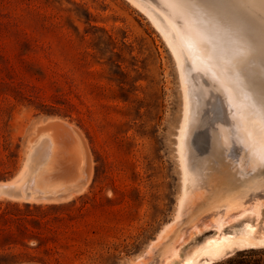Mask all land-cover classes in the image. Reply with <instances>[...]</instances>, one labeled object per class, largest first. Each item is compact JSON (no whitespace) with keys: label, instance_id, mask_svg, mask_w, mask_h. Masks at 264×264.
Returning a JSON list of instances; mask_svg holds the SVG:
<instances>
[{"label":"rangeland","instance_id":"374dc122","mask_svg":"<svg viewBox=\"0 0 264 264\" xmlns=\"http://www.w3.org/2000/svg\"><path fill=\"white\" fill-rule=\"evenodd\" d=\"M145 2L174 34L164 1ZM155 26L127 0H0V183L23 173L27 187L69 195L55 202L0 196V264H143L188 219L177 213L182 195L200 187L191 181L225 169L234 190H244L242 149L223 120L220 83L187 65L181 49L175 58ZM213 118L220 120L211 128L226 138L210 139L206 155L201 133ZM44 133L56 144L47 162ZM194 230L168 264L212 234ZM250 249L256 253L246 259L264 264V246L230 255Z\"/></svg>","mask_w":264,"mask_h":264},{"label":"bare ground","instance_id":"6f19581e","mask_svg":"<svg viewBox=\"0 0 264 264\" xmlns=\"http://www.w3.org/2000/svg\"><path fill=\"white\" fill-rule=\"evenodd\" d=\"M127 1L144 12L151 22L156 25L155 27L160 29L175 58L179 57V50L181 49L187 57V59H184L188 61L186 62L187 65H191L189 61L193 64L196 63V67L198 65V68L200 66L202 70H205L206 74L212 78V81L214 78V80L220 83V86L223 88L221 89L220 87V90H223L228 102L226 104L227 109L224 111L226 117L223 120L231 133L238 139V145L242 149V155L239 157L240 153H235V146L234 148H231L233 145L230 147L231 151L237 154L239 166L241 164L239 174L241 175L244 190H234L236 184H229L227 181L229 174L225 169L213 170L212 172L209 170L210 173L208 174H200V182H190L191 187H200L186 192L179 201L177 215L180 216L183 211L185 215L188 213V219H185L184 224L181 222L182 226L179 229L173 231L171 241H166L168 243H165L164 247L160 248L161 250L157 248L158 246L155 247L158 249V253L156 255L153 254L155 256L151 257L150 254L153 251L149 252L151 259H148L143 264H168L169 258H177L180 247L189 238L188 231L191 227L195 228L196 230L194 231H197L198 234L202 235L209 232H212V234L206 236L201 243L197 244L195 249L187 253L184 259L182 258L183 260L178 258L180 261L182 260L179 264H213L215 260L222 256L230 255L235 249L264 246V93H262L260 88L261 78L257 79L254 84L252 81L256 77V71H264V68L261 67L259 50L261 30L264 27V17L257 15L258 13L264 14V0H252V3L242 7L235 6L233 8L240 9L238 11L235 10V12L225 8H206L203 6L202 0H163L167 5V10L164 12L166 14H164L165 17L163 16V18H166L169 22L167 24L172 26L174 34L169 33L164 28L162 20L158 19L145 0ZM156 11L158 12V10ZM252 14L253 16H251ZM251 65L258 68L254 69ZM182 68L183 66L180 69L183 70ZM246 69L248 72H246ZM189 70L192 72L191 67ZM195 70L197 71V69ZM202 70L201 72L203 73ZM245 73H248V76H245ZM246 77H248V80ZM211 80L209 82H212ZM201 81L204 82V79H201ZM216 81L214 83H218ZM185 97L187 96L185 95ZM189 109L187 112H190ZM215 113L220 116V111L217 107ZM217 119L213 118L211 121L203 124L204 131L201 134L204 136L206 142L205 145L203 144L204 147L201 150L206 155H209L207 154L208 152L210 153L209 148H211V145L207 143L210 139L215 140L217 143V141L224 142V138H226V131L224 129H221L223 131H220V129L215 131V129L211 128L220 120L219 118ZM191 129H188V135L190 136L193 135V129ZM194 133V137L198 136L196 132ZM233 135H230V137ZM201 137L196 138L199 139ZM38 140L47 142L45 145V156H43L47 162L52 156L55 143L46 133L40 135ZM198 141L197 144H195L196 141H193L195 142V148L196 145L198 146L202 143V140L200 141L201 143H198ZM193 142L191 141V143ZM193 149L190 151L194 152ZM199 152L195 153L198 154ZM220 153H222V150H220ZM231 155L233 156L234 154L232 153ZM205 156L203 155V158ZM86 159H89V157H86ZM199 162L201 165V160ZM87 163H89L88 167H90V161ZM27 170V172L30 171L28 168ZM206 171L208 172L207 168ZM22 175L13 182L0 183V196L19 200H47L53 202L66 200L69 197L66 193H64L65 195H56L54 191L50 190L48 192L43 190L37 191L34 186L35 183L31 180V187L29 185L27 187L24 184L26 180H24V183L22 182ZM197 179L194 178L195 181ZM210 183L212 184L211 187ZM12 186L18 188V191L12 189ZM189 212L191 213V217ZM173 226L171 225V228ZM165 232L167 233V230ZM168 233L170 234V232ZM167 234L166 236H168ZM160 237L162 238L161 235ZM153 249L151 247L150 250ZM146 256L148 258V254Z\"/></svg>","mask_w":264,"mask_h":264},{"label":"snow or ice","instance_id":"6c2138e0","mask_svg":"<svg viewBox=\"0 0 264 264\" xmlns=\"http://www.w3.org/2000/svg\"><path fill=\"white\" fill-rule=\"evenodd\" d=\"M203 6L209 9L244 6L252 3V0H202ZM260 55H261V67L264 68V27L261 30L260 39ZM260 88L264 93V74L261 75Z\"/></svg>","mask_w":264,"mask_h":264},{"label":"trees","instance_id":"16d2710c","mask_svg":"<svg viewBox=\"0 0 264 264\" xmlns=\"http://www.w3.org/2000/svg\"><path fill=\"white\" fill-rule=\"evenodd\" d=\"M264 252V250H262ZM256 253L255 250H240L236 251L232 255H229L227 258H225L223 261L220 262H214L213 264H256L257 262L254 260H248L246 259L247 255Z\"/></svg>","mask_w":264,"mask_h":264}]
</instances>
